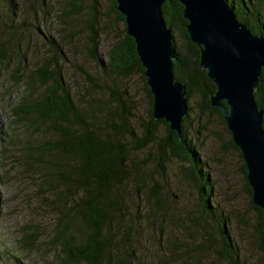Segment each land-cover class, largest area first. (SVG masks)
I'll use <instances>...</instances> for the list:
<instances>
[{"label": "rangeland", "instance_id": "374dc122", "mask_svg": "<svg viewBox=\"0 0 264 264\" xmlns=\"http://www.w3.org/2000/svg\"><path fill=\"white\" fill-rule=\"evenodd\" d=\"M13 2L12 14L7 1L0 0V43L8 44L10 57L8 65L0 63V254L6 263L17 257L23 264H64L59 247L53 244L58 217L51 204L54 196L46 193L48 185L40 180V168L26 152L55 136L45 125L27 129L24 122L13 123L10 110L20 102L24 87L15 85L12 76L20 64H27V71L59 70L81 112L111 103V95H128L135 129L148 123L150 102L140 75L121 79L105 74L93 59L96 43V55L107 65L111 47L126 34L109 0ZM92 31L97 32L94 42ZM50 37L63 55L58 65L47 42ZM173 37L175 46L183 49L177 32ZM43 92L38 91L34 99ZM188 103L192 107L188 136L209 173L215 213L226 220L239 264H264L258 213L246 189L242 159L230 146L227 128L216 116L201 112L200 99L194 97ZM159 132L164 136L165 127L160 126ZM153 150L137 153L147 164L146 185L158 186L159 203L152 199L144 205L134 186L136 264H230L219 255L215 226L201 213L196 187L186 178L187 164L172 159L160 170L152 159Z\"/></svg>", "mask_w": 264, "mask_h": 264}, {"label": "trees", "instance_id": "16d2710c", "mask_svg": "<svg viewBox=\"0 0 264 264\" xmlns=\"http://www.w3.org/2000/svg\"><path fill=\"white\" fill-rule=\"evenodd\" d=\"M6 1L13 14V0ZM109 1L116 17L124 23V18L116 11V3ZM224 1L238 22L246 25L253 35L264 39V0ZM182 11L178 0L166 1L161 6L162 18L173 38L176 56L172 62L173 75L175 81L184 84L188 91V112L181 123L180 139L176 132L169 130L168 124L152 118V96L146 83L144 88L150 102L149 121L140 129H135L133 101L128 99V95L124 98L111 95V103L92 105L81 112L65 88L59 70L27 71V64H20L17 73L12 76L15 85L23 84L24 87L20 102L10 110L13 123L24 122L27 129L45 125L46 130L55 136L43 145L26 148V152L40 168V180L48 185L46 193L54 196V200L50 201L58 217L53 244L59 247L64 264H136L139 261L134 249V186L137 198L144 205L152 199L159 203L158 186L146 185L143 171L147 164L137 154L151 147L154 148L152 159L157 161L160 170L164 169L163 163L172 159L187 164L184 168L186 178L196 187L201 213L215 226L221 245L219 255L230 264H239L238 250L226 220L222 214L215 213L209 173L204 170L200 151L188 136L187 122L192 111L188 102L194 97L200 99L201 112L216 116L224 126L225 123L218 110L210 106L209 98L216 88L199 66V47L189 40ZM175 32L181 37L183 49L175 46ZM96 37L97 32L92 31L93 42ZM47 42L58 65L63 55L51 37ZM96 48L95 43L93 59L105 74L121 79L138 74L145 82L132 38L125 34L121 42L111 47L107 65L97 57ZM9 60L8 44L0 43V63L8 65ZM42 89L41 98L34 99V95ZM253 97L258 109L264 110V69ZM160 126L166 129L164 136L160 135ZM262 128L264 130V122ZM230 146L241 158L232 141ZM242 172L246 177L243 164ZM246 189L251 198L248 184ZM253 209L258 213L261 251L264 254L262 212L254 206ZM0 264L23 263L17 257L12 263H6L0 254Z\"/></svg>", "mask_w": 264, "mask_h": 264}, {"label": "water", "instance_id": "95a60500", "mask_svg": "<svg viewBox=\"0 0 264 264\" xmlns=\"http://www.w3.org/2000/svg\"><path fill=\"white\" fill-rule=\"evenodd\" d=\"M113 1L144 70L152 118L164 121L180 139L188 91L173 75V38L161 14V6L169 0ZM178 2L189 40L199 47V66L216 88L210 106L218 110L240 153L251 202L262 212L264 236V110L258 109L253 97L264 69V39L238 22L224 0Z\"/></svg>", "mask_w": 264, "mask_h": 264}]
</instances>
